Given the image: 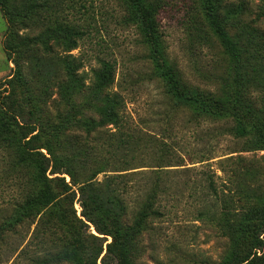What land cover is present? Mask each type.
<instances>
[{
  "label": "trees",
  "instance_id": "16d2710c",
  "mask_svg": "<svg viewBox=\"0 0 264 264\" xmlns=\"http://www.w3.org/2000/svg\"><path fill=\"white\" fill-rule=\"evenodd\" d=\"M65 1L0 0L7 22L2 48L13 64L0 81V254L9 250L8 256L17 253L28 264H135V246L146 223L162 215L156 202L168 193V179L181 178L185 168L166 169L182 165L172 147L125 120L120 95L111 89L116 74L112 62L99 60L90 75L80 71L84 62L71 51L85 32L62 15ZM119 1L142 37L157 48L163 0ZM216 8L208 0L201 15L229 58L242 57L246 86L220 96L188 86L170 73V109L188 107L200 116L230 113L236 118L237 138L249 150H264V96L258 105L239 97L264 90V53L252 40L239 48ZM21 25L32 33L18 34ZM106 142L115 143L110 156L101 155ZM147 148H154L151 165L142 164ZM212 176L203 173L194 182H205L204 193L215 201L220 192ZM189 182L185 189L193 188ZM178 192L176 188L173 196ZM256 204L240 222L238 234L237 222L223 219L221 227L233 237L219 264H264V198ZM226 212L222 208L221 214ZM213 216L199 210L197 217L213 222ZM28 247L34 250L27 253Z\"/></svg>",
  "mask_w": 264,
  "mask_h": 264
},
{
  "label": "rangeland",
  "instance_id": "374dc122",
  "mask_svg": "<svg viewBox=\"0 0 264 264\" xmlns=\"http://www.w3.org/2000/svg\"><path fill=\"white\" fill-rule=\"evenodd\" d=\"M207 1L163 0L157 16L161 31L157 48L142 37L133 16L128 17L130 12L124 2L65 1L62 15L85 32L79 46L71 51L84 62L80 71L90 75V69L97 67L99 60L112 62L116 74L111 89L120 95L121 114L125 120L142 133L172 147L182 165L166 169L185 168L179 172L181 178L171 176L173 178L168 179V193L156 202L162 215L150 218L146 223L135 246V264H219L229 252L233 237L221 227L223 219L237 222L238 234L240 222L246 220L257 206L258 198H264V150H249L244 139L237 138L234 115L216 111L200 116L188 107L170 109L171 98L166 93V77L170 73L188 86L220 96L234 93L238 86H246L247 67L241 65L242 57L229 58L210 34L201 15ZM211 1L217 7L221 23L239 48L243 49L252 40L264 53V0ZM6 28L0 7V81L13 67L2 48ZM17 31L20 35L32 33L22 25L17 26ZM89 81L85 80L86 83ZM263 96V89L239 94L242 100L254 101L257 105ZM111 126H107L108 132L114 130ZM114 144L104 143L101 155L110 156ZM153 149L142 151L145 158L142 164L151 165ZM151 168L139 167L138 170ZM203 173L213 175L220 192L219 200L206 196L202 186L205 182L195 184L194 180ZM62 176L69 181L67 175ZM101 177L99 174L98 178ZM185 181H190L189 186L193 188L185 189ZM176 188L179 192L173 196ZM74 208L79 215L81 209L77 201ZM133 208L128 213L129 220ZM222 208L229 213L221 214ZM199 210H208L214 215V221L199 219ZM89 229L94 232L91 224ZM106 239L110 240L109 237ZM27 249L30 253L34 247ZM9 254V250L1 251L0 264H28L23 257H16L17 253Z\"/></svg>",
  "mask_w": 264,
  "mask_h": 264
}]
</instances>
